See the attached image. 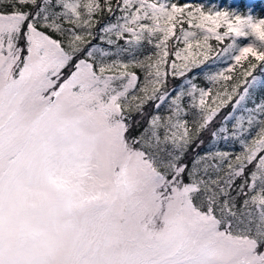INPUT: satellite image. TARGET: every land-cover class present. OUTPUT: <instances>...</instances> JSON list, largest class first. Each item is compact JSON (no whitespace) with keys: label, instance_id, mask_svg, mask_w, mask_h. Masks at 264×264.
<instances>
[{"label":"snow or ice","instance_id":"obj_1","mask_svg":"<svg viewBox=\"0 0 264 264\" xmlns=\"http://www.w3.org/2000/svg\"><path fill=\"white\" fill-rule=\"evenodd\" d=\"M0 264H264V0H0Z\"/></svg>","mask_w":264,"mask_h":264},{"label":"trees","instance_id":"obj_2","mask_svg":"<svg viewBox=\"0 0 264 264\" xmlns=\"http://www.w3.org/2000/svg\"><path fill=\"white\" fill-rule=\"evenodd\" d=\"M220 67H222V68H225V67H227L226 65H220ZM226 75H229V73H225Z\"/></svg>","mask_w":264,"mask_h":264}]
</instances>
